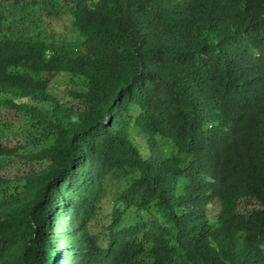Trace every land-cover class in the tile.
Here are the masks:
<instances>
[{"label": "trees", "instance_id": "16d2710c", "mask_svg": "<svg viewBox=\"0 0 264 264\" xmlns=\"http://www.w3.org/2000/svg\"><path fill=\"white\" fill-rule=\"evenodd\" d=\"M66 254L264 264V0H0V264Z\"/></svg>", "mask_w": 264, "mask_h": 264}, {"label": "rangeland", "instance_id": "374dc122", "mask_svg": "<svg viewBox=\"0 0 264 264\" xmlns=\"http://www.w3.org/2000/svg\"><path fill=\"white\" fill-rule=\"evenodd\" d=\"M1 4L3 5V12H5L7 15L9 14H14V15H17L19 14V11L18 9L13 5L12 1H1ZM57 31L60 32V33H65L66 30H65V27H64V24L63 22H59L57 24ZM70 224H68L69 226ZM71 226V225H70ZM72 229V228H71ZM70 231V230H69ZM72 236V233L70 232V234ZM68 237V235H67ZM69 239V237H68Z\"/></svg>", "mask_w": 264, "mask_h": 264}, {"label": "clouds", "instance_id": "9594fccd", "mask_svg": "<svg viewBox=\"0 0 264 264\" xmlns=\"http://www.w3.org/2000/svg\"><path fill=\"white\" fill-rule=\"evenodd\" d=\"M63 237H67V235ZM65 259H66V262L64 261V264H71L72 258H70L68 254L65 255Z\"/></svg>", "mask_w": 264, "mask_h": 264}]
</instances>
